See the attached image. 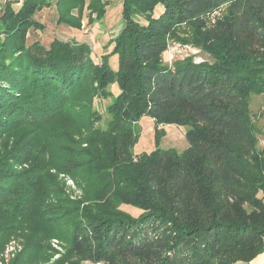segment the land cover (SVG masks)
<instances>
[{
    "label": "trees",
    "instance_id": "trees-1",
    "mask_svg": "<svg viewBox=\"0 0 264 264\" xmlns=\"http://www.w3.org/2000/svg\"><path fill=\"white\" fill-rule=\"evenodd\" d=\"M108 3L1 7L0 247L24 233L10 264H251L264 252V147L251 108L264 95V0H122L123 27L100 61L84 41L28 44L31 28H45L38 11L55 4L58 24L80 28ZM170 37L212 60L167 64ZM145 116L155 147L137 152ZM167 124L185 126L182 151L160 145Z\"/></svg>",
    "mask_w": 264,
    "mask_h": 264
},
{
    "label": "rangeland",
    "instance_id": "rangeland-1",
    "mask_svg": "<svg viewBox=\"0 0 264 264\" xmlns=\"http://www.w3.org/2000/svg\"><path fill=\"white\" fill-rule=\"evenodd\" d=\"M22 1L23 0H17V4L20 5ZM4 3V0H0V10ZM18 5L15 4L14 6L18 8ZM158 10L161 9L158 8ZM158 10L157 12L159 13ZM75 15H77V13H75ZM35 16L39 21L45 24V28L43 30L31 28L28 33V44L32 43L35 40H39L43 45L49 46L51 41L55 37L63 40L84 41L92 48V57L96 61H100L103 54L108 53L112 50L114 40L123 27L122 0H109V3L107 4L106 15H104L100 19H97L91 24L88 22L89 17L87 15L83 16V19L81 18L82 27L80 28H75L67 24H58V12L55 4L49 8L38 11ZM139 19L143 23L146 22L143 18ZM178 31L179 36H186L190 33V28L185 24H181L178 26ZM189 57H193V59L197 62L202 60H212V57L209 54L199 49L198 47H195L191 44H185L176 37H170L168 49L163 53L164 62L171 65L176 61H181ZM111 64L113 67H117V55H114L111 58ZM110 89L114 93H118L119 91L117 83L110 85ZM108 102V99L100 97L96 99L94 104L102 114V119L98 122L101 127H106L107 125L108 114L105 112V106ZM251 108L254 119L259 124V128L261 130L258 133L259 145L263 148L264 95L254 94L252 98ZM139 128L141 132L139 141L135 146V150L137 152H149L155 147L154 120L148 116L143 117L139 121ZM165 129L166 134L162 138L160 144L163 148L176 147L180 151H182L188 146L185 126L167 124V126H165ZM2 146L3 142H0V147ZM50 171H52V173L56 172L55 169H51ZM58 176L65 185V188L71 195V197H77L82 194L81 189L71 175L60 173L58 174ZM263 194L264 193L262 192L259 193L260 196H263ZM124 208L135 214L139 211V209L128 205H125ZM24 238V233H18L12 236L10 240L7 241L4 246H2L3 248L0 247V264H10L12 262L17 254L22 250ZM52 245L55 248L64 251L58 239L53 238ZM58 256L59 254H56L55 258ZM254 262L255 264H257L256 262H258V264L264 263V255L261 256V258L259 257L258 259H256ZM25 264H32V262L26 261ZM85 264L92 263L85 262Z\"/></svg>",
    "mask_w": 264,
    "mask_h": 264
},
{
    "label": "crops",
    "instance_id": "crops-1",
    "mask_svg": "<svg viewBox=\"0 0 264 264\" xmlns=\"http://www.w3.org/2000/svg\"><path fill=\"white\" fill-rule=\"evenodd\" d=\"M264 255V252L263 253H261L260 255H258L252 262H251V264H255V260L256 259H258L259 257L261 258V256H263ZM257 264H258V262H256ZM262 263V262H261ZM92 264H103V263H92ZM262 264H264V263H262Z\"/></svg>",
    "mask_w": 264,
    "mask_h": 264
},
{
    "label": "built area",
    "instance_id": "built-area-1",
    "mask_svg": "<svg viewBox=\"0 0 264 264\" xmlns=\"http://www.w3.org/2000/svg\"><path fill=\"white\" fill-rule=\"evenodd\" d=\"M4 1L6 2V1H13V0H4Z\"/></svg>",
    "mask_w": 264,
    "mask_h": 264
}]
</instances>
